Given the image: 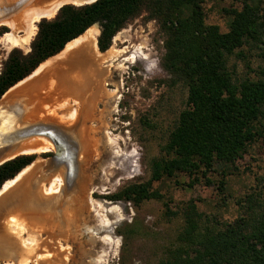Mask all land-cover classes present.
<instances>
[{"label":"rangeland","instance_id":"1","mask_svg":"<svg viewBox=\"0 0 264 264\" xmlns=\"http://www.w3.org/2000/svg\"><path fill=\"white\" fill-rule=\"evenodd\" d=\"M243 1L257 9L264 42V0H201L198 5L204 24L226 32L229 11L240 10ZM30 2L0 0V8L8 9L0 18V66L11 49L16 48L22 54L29 51L36 24L42 18L34 23L28 45L19 47L2 38L6 32L23 36L26 31H12L2 21L21 20ZM107 52L113 54L108 63L99 61V57L96 63L87 64L83 58L74 56L75 64L58 67L60 84L72 86L75 81L77 87L82 85L83 91L78 96L61 92L54 75L44 80H51L48 86L40 80L37 89L44 101L53 96L61 99L63 108L54 109L57 112L54 116L43 112L41 117H33L44 110L36 109L37 105L33 107L35 93L33 99L26 100L29 106L25 113L28 118L23 116L27 118L25 122L43 121L46 116L45 122L65 128L78 125L75 130L78 177L70 190H64L61 170L45 174L46 161L53 154L48 141L52 149L31 154L32 161L21 169L32 165L29 171L0 195V264H159L167 250L176 244L189 203L199 215L201 228L230 223L242 216L248 199L264 205V104L256 136L236 160L234 170L215 165L204 175L188 177L181 172L171 177L163 175L150 184L149 190L160 196L157 200L138 203L112 200L127 187L146 183L153 160L166 159L163 147L184 107L186 88L174 84L161 69L162 33L144 15L116 33L103 53ZM227 71L237 82L264 80V45L252 43L236 49L227 59ZM18 85L24 87L22 83ZM7 98L1 96L0 100ZM37 179L39 183L34 189L32 183ZM54 179L62 184L58 194L47 192L49 186L57 185ZM34 209L38 217L32 214ZM11 215L24 222L27 219L32 225L27 224L29 234L34 236L35 249L30 256L23 255L25 249L21 244L29 234H21L18 239L6 231L4 221Z\"/></svg>","mask_w":264,"mask_h":264},{"label":"trees","instance_id":"2","mask_svg":"<svg viewBox=\"0 0 264 264\" xmlns=\"http://www.w3.org/2000/svg\"><path fill=\"white\" fill-rule=\"evenodd\" d=\"M199 3L201 0H95L80 6L64 4L53 18H42L36 24L27 53L16 48L8 52L0 66V98L93 25L98 27L96 48L103 53L116 33L144 15L162 33L161 69L174 84L186 88V97L163 147L166 159L153 160L146 183L127 187L112 200H157L160 196L149 190L150 184L163 175H204L215 165L234 170L236 160L256 136L264 80L235 81L227 71V59L243 45H264L263 33L257 23L258 11L247 1L240 10L229 11L224 33L204 24ZM32 158L31 154L19 155L2 163L0 186ZM198 220L189 203L176 244L159 264H264L263 204L248 199L242 216L215 227L201 228Z\"/></svg>","mask_w":264,"mask_h":264},{"label":"bare ground","instance_id":"3","mask_svg":"<svg viewBox=\"0 0 264 264\" xmlns=\"http://www.w3.org/2000/svg\"><path fill=\"white\" fill-rule=\"evenodd\" d=\"M26 1L27 0H23V4ZM30 1L31 2L25 7V12H24L21 20L2 21V24L8 26L12 31H16V30H25L26 31L23 36H13L12 34H8V33H6L3 36L2 40L8 41L9 43H11L15 47L28 45L30 38L32 37V35L34 33L33 32L34 31V23L43 17H48V18L53 17L59 6L66 4V3H70L71 5H74V6H80V5H83L84 3H87V2L92 1V0H30ZM97 31H98V29H96V26L93 25L84 34H82L80 37H78L75 40H72L71 42L67 43L65 48L60 53H58L57 55L47 59L45 62L41 63L37 67V69L24 80V81H26L25 83H27L26 85L30 84L31 87L34 88V84H37V81L40 82V80H42V82H44V80H47V78L52 79V77L54 75V76H56L55 78L57 79V82H59V88L62 90L61 92H63L65 95L66 94L77 95V96L80 95L83 91L82 85H80V87H77L76 86L77 83H75V81L72 82V84L74 83L72 86H70L69 83H66V82L63 84H60L61 78L60 79H58V78L61 76H59V75L57 76V73L59 71L58 67H61L63 65H67L68 63L69 64L73 63L75 60H77V58L75 59L76 56H79L80 59L83 58V61L87 62V64L89 62H92V61L94 63H96V61L99 57H100L99 61H103L104 63H108V62L112 61V58H113L112 53H110V52L100 53L97 51L96 45H95V39H96V36L98 34ZM73 64H75V62ZM82 65H84V63ZM50 74H52V75H50ZM65 74H66V72H65ZM76 80H77L76 82H78L80 84L79 78H76ZM24 81H22L21 83L23 86H26ZM49 81H51V80H48L47 82H44V83L47 84ZM86 84H88L87 78H86ZM48 85L49 84H47V86ZM3 96L5 97V94ZM47 141L48 140H46L45 138H42V137H40V138L32 137V138L26 139V140L20 142L8 155H6V157L4 159L12 158V157L18 156V155H30V154H35V153L39 154L41 152H44L46 148L50 147L49 146L50 142L48 141L49 142L48 143ZM31 167H32V165L29 167L27 166V168H25L21 172H19L16 175V177H14L12 180L5 182L3 184V186L1 187L2 189H0L1 190L0 195H2L7 190H9L13 185H15L17 183V181L20 179V177L23 176V174H25L26 172H28ZM61 181H62V179H61ZM53 182H57V185L54 186L52 184L51 186H49V189L47 190V192L50 194H56V193L58 194L60 189H61L62 184L60 185V182L56 181L55 179L53 180ZM18 198L19 197L17 196L16 203L19 205L21 203L18 200ZM27 224L28 223H25L24 221H21L20 219L14 217L12 215L9 216L4 221V226H5L8 234H10L9 236L10 237L16 236V237H18V239H21V238H19L21 236V234H24V233L29 234V232H28L29 228L27 227ZM33 237L34 236L29 234L28 236H26L25 239L23 238L22 241L20 240L23 248L25 249L23 255L30 256L33 253V251L35 249L32 246V238ZM18 242H19V240H18ZM19 244H20V242H19ZM12 249L14 250V248H12ZM17 255H18V253H17ZM17 255H16V257H17ZM25 261H27V258ZM21 264H27V262H22Z\"/></svg>","mask_w":264,"mask_h":264},{"label":"water","instance_id":"4","mask_svg":"<svg viewBox=\"0 0 264 264\" xmlns=\"http://www.w3.org/2000/svg\"><path fill=\"white\" fill-rule=\"evenodd\" d=\"M6 10L8 9L0 8V18L8 13ZM26 100L27 94L25 95V93L0 100V165L16 157L4 159L20 142L32 137L45 138L53 147V154L46 161L45 174L52 175L61 170L63 189L70 190L78 177V145L75 138V130L78 125L65 128L51 122H25L23 116L29 106L26 104ZM38 183V179L34 180L32 188L35 189Z\"/></svg>","mask_w":264,"mask_h":264},{"label":"crops","instance_id":"5","mask_svg":"<svg viewBox=\"0 0 264 264\" xmlns=\"http://www.w3.org/2000/svg\"><path fill=\"white\" fill-rule=\"evenodd\" d=\"M36 70V69H35ZM34 72V71H33ZM32 72V73H33ZM31 73V74H32ZM30 74V75H31ZM26 79V78H25ZM25 79H23L22 81H24ZM26 81H24V83H25ZM28 82V81H27ZM19 84L21 83V81L20 82H18ZM18 83L16 84V85H14L13 87H11L6 93H5V97H12V96H15V95H18V94H21V93H25V95L27 94V99H33V94L35 93L36 95H37V97H35L36 99H33L32 101H35V104H33L32 106L33 107H35L36 105H37V107H35L36 109H40V108H42V110H44V111H41L42 113L41 114H35L33 117H41L42 116V114H43V112H45L47 115H51V116H54L56 113L54 112V109H58V108H63V106H60V101H61V99L60 98H56L55 96H53L52 98H48V97H46V101H44V97H43V95H42V92L41 93H38V89H37V85L40 83V82H38L37 81V84H34V90L33 91H31V86H29V87H26L27 85V83H25V85L26 86H24L23 88H20V87H18L19 85H18ZM23 83V84H24ZM29 83V82H28ZM29 85V84H28ZM36 85V86H35ZM43 88V87H42ZM41 89V88H40ZM7 94H9L8 96H7ZM71 96H74V95H71ZM75 97V96H74ZM81 97V98H80ZM78 99L80 100V102L82 101V96H80ZM71 99H73V98H70L69 100V103H71L72 104V100ZM47 104V106L46 105H44V104ZM32 109H34V108H32ZM25 116H27V118H28V115H25ZM32 117V118H33ZM58 117H60V116H58ZM27 118H25L24 117V119H23V121L24 120H27ZM48 119V117H46V116H43V121L45 122L46 120ZM30 122H34V121H30ZM35 138V137H34ZM36 138H40V137H36ZM22 144V143H21ZM20 144V145H21ZM19 145V146H20ZM2 189V188H1ZM36 203H39V201H37ZM37 212H35V209L33 210V212H32V214L33 215H37L36 214ZM39 215H37L36 217H38ZM28 219H29V217H28ZM25 223H28L29 224V226H30V223L27 221V219H26V221H25ZM32 226V225H31Z\"/></svg>","mask_w":264,"mask_h":264},{"label":"flooded vegetation","instance_id":"6","mask_svg":"<svg viewBox=\"0 0 264 264\" xmlns=\"http://www.w3.org/2000/svg\"><path fill=\"white\" fill-rule=\"evenodd\" d=\"M50 149H52V148H46V150L45 151H47V150H50ZM51 155H49V157H50ZM61 180V179H60Z\"/></svg>","mask_w":264,"mask_h":264}]
</instances>
